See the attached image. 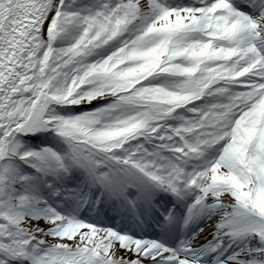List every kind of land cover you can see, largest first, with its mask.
Returning <instances> with one entry per match:
<instances>
[{
	"label": "snow or ice",
	"instance_id": "1",
	"mask_svg": "<svg viewBox=\"0 0 264 264\" xmlns=\"http://www.w3.org/2000/svg\"><path fill=\"white\" fill-rule=\"evenodd\" d=\"M0 264H264V0H0Z\"/></svg>",
	"mask_w": 264,
	"mask_h": 264
}]
</instances>
